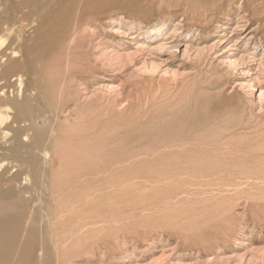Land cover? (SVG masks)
Returning <instances> with one entry per match:
<instances>
[{
	"label": "rangeland",
	"instance_id": "1",
	"mask_svg": "<svg viewBox=\"0 0 264 264\" xmlns=\"http://www.w3.org/2000/svg\"><path fill=\"white\" fill-rule=\"evenodd\" d=\"M22 1L17 20L30 11L41 26L43 68L82 22L67 105L85 114L53 133L43 184L23 159L18 177L1 167L0 195L26 187L41 213L32 233L0 224V263L264 264V0ZM6 7L0 37L11 39L20 22L7 30ZM13 43L0 51V99ZM30 136L0 165L41 161Z\"/></svg>",
	"mask_w": 264,
	"mask_h": 264
},
{
	"label": "bare ground",
	"instance_id": "2",
	"mask_svg": "<svg viewBox=\"0 0 264 264\" xmlns=\"http://www.w3.org/2000/svg\"><path fill=\"white\" fill-rule=\"evenodd\" d=\"M21 1L22 0H20V2ZM23 1L26 2L28 0H23ZM23 1H22V3H23ZM7 2H8V8L6 7L8 9L7 30H10L13 26H15L14 23L16 21H19L20 25L18 27V30H16V34H15L16 36L14 38L9 39L6 36L0 37V51L2 49H5V48L7 49V47L10 44H14L13 42L16 40L19 43V49H14L10 56L5 55L6 51L4 50L5 54H4V56L2 54V58H1V62L9 65V67L8 68L5 67V68H7L8 78H6V79L8 80V82H7V86H6L5 90H3V92H2L3 93L2 95H4V97L0 99V129H2V131H3V133H2L3 140L0 143V153L2 152V154H3L4 151H7L9 153H13L16 151L18 153L19 150H21V148H19V147H23V146L28 147L31 144V143H29L30 138H31L30 133H34L33 146L41 148L43 155H42L41 161L39 159H36V157L34 156L33 153L28 154V156H24V158L21 157L19 154L12 155V157L10 158L11 160H8V162H7V160L2 161V164L0 165V171H1V167H3L4 165L7 164L10 166V167L8 166L9 171L11 172L10 174L14 175V177H18L19 170L21 171L22 167L27 163L28 165L33 167L34 172H35V176L37 178H40L41 179L40 181H42L41 183L43 184L44 179L42 176H44L46 174V173L44 175L42 174V172H44L43 167L49 166V167H52V169H53L54 165H55L54 161H55V159H57V156L54 153L55 151L53 150L54 139H55V138H53V133L56 134L61 129L63 130V128H64L63 127V125H64L63 121L67 120V118H70V117H72L74 120L76 119V121H75L76 125L81 124L83 116L85 114L84 113L85 111L83 110V108H76L75 106L74 107L71 106L72 108L71 107L68 108V105H67V101L70 99V92H69L70 88L68 86V84H69L68 81H70V79H71L70 78L71 72H73L72 67L74 68V66L71 65V62L74 61V54L71 52V48L73 49L74 44H76L80 39L82 40V38L84 36L83 32L85 30H83L84 28L81 27L82 22H81V24L76 22V24L74 26H72V28L70 29L71 32L69 33V35L71 37V43H70L69 47L66 45L68 47V49L66 50L67 52L65 50L64 51L66 53L61 52V54L64 53L63 56L55 54L54 58H52L50 60L47 67L43 68V66H44V65L42 66L43 63L40 61L41 64H39V61H38L40 59V54H41V53L39 54V52H38L40 50L41 44L39 43L38 39L37 40L35 39L36 36H34V34H33V33H39L40 32V29H41V26L39 25L40 23L37 20H35L34 18L33 19L31 18L32 14L29 11L30 9L28 10L29 12L24 13L21 16V18L19 17V19L17 20V11H16L17 6H16L15 0H7ZM29 2H30V0H29ZM37 2H39V1H37ZM75 2H76V0H75ZM22 3H21V5H23ZM39 3L41 4V2H39ZM44 7H45V5H44ZM80 8H81V6H80ZM18 9H20V7ZM56 11H58V10H56ZM79 11H80V9H79ZM69 14H68V16H69ZM40 15H41V13H40ZM56 15H59V14H56ZM56 15H55V17H56ZM73 16H75V15H73ZM50 17L52 18V16H50ZM77 17H78V15H77ZM43 19L41 18V20H43ZM52 20H53V18H52ZM58 20L59 19H57L56 21H58ZM62 21H60V22H62ZM73 21H74V19H73ZM47 22H48V20H47ZM71 23H72V21H71ZM43 24H41V25H43ZM84 26H86V25H84ZM68 30H69V28H68ZM59 31H60V29H59ZM61 37H62V35H61ZM67 40L69 41V39H67ZM57 43H59V42H57ZM14 45H16V44H14ZM42 45H43V43H42ZM57 45L58 44H56V47H58ZM79 45L80 44H78V46ZM81 46L82 45H80V47H78V49L81 48ZM84 48H82V49H84ZM8 52L10 53V51H8ZM77 52L80 53V51H77ZM79 53H77V55ZM83 53H86V52H83ZM50 54L51 53H49V55ZM42 57H43V55H42ZM45 58H47V57H45ZM46 63H47V61H46ZM46 63H44V64H46ZM4 73L6 74V71ZM7 74H6V76H7ZM6 79H5L4 83L6 82ZM61 132H63V131H61ZM19 138L22 141L27 142V144H22V145L19 144L20 146L17 144L18 146H16V142L18 143ZM20 159L25 160L26 163L21 162ZM23 172H25V171H23ZM7 173H8V175L6 176V174H5L4 178L9 176V172H7ZM45 177H46V175H45ZM1 178L3 179V175L1 176ZM20 179H21V176H20ZM47 179L51 180L50 178H47ZM28 181H30V180H28ZM28 181L26 180V182H28ZM30 182L32 183V181H30ZM24 184H25V182H24ZM23 185H21V187ZM10 188L7 191V193H8L7 195H5L6 192H5V194L0 195V197L5 195L4 198H2V200H0V224H6L7 223L8 224L7 228H8V227H10L9 226L10 223H8L7 221L11 220L12 228H10V230H8V232H9V235H12L14 237L16 236V234L19 233V229L21 227V224L24 225L23 230H25V226H26V228L29 227V232L32 233L34 231V229H36V227H35L37 224L36 221L39 218L38 215H40L41 212L40 213H32L34 206L31 208V206H29V201H28L27 197L24 196V194L27 195L28 192L26 190L22 191V190L26 189V187L22 190L19 189V187L18 188L10 187ZM27 189H29V187ZM7 197H9L8 200H7ZM25 212H30V213H25ZM42 214H44V213H42ZM40 219H41V217H40ZM3 226H2V228H4ZM5 228H6V226H5ZM4 231H7V230L5 229ZM26 232H27V230L24 231V233H26ZM21 233L24 234L23 232H21ZM22 234H21V239H22ZM41 234H42V229H41ZM2 238H3V236L0 235V241L1 242H2ZM36 241L38 242L39 240H36ZM1 244H0V248H2ZM38 244H39V242L37 243V246H38ZM35 246L36 245H34V247ZM24 249H26V248H24ZM41 249H42V247H41ZM29 250L30 249H28V252H30ZM18 251H20V250H18ZM37 253H39V251ZM39 255H41V254H39ZM38 258L39 257H37V259ZM31 264H32V262H31Z\"/></svg>",
	"mask_w": 264,
	"mask_h": 264
}]
</instances>
